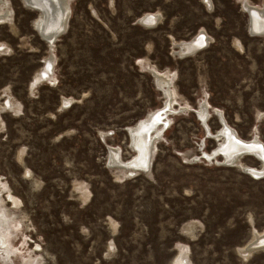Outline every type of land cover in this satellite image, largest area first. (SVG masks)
Masks as SVG:
<instances>
[{"label": "rangeland", "instance_id": "1", "mask_svg": "<svg viewBox=\"0 0 264 264\" xmlns=\"http://www.w3.org/2000/svg\"><path fill=\"white\" fill-rule=\"evenodd\" d=\"M8 1L11 22L0 24V180L3 197L10 192L20 203L0 202L13 235L3 257L264 264V248L240 254L264 232V177L241 170L261 163L249 155L234 166L201 158L220 142L206 131L222 128L214 109L238 138L264 145V35L249 33L243 7L264 0H71L67 30L52 49L34 29L37 13ZM147 14L156 16L151 27L137 23ZM200 32L206 44L198 52L174 54L175 43ZM45 62L51 75L32 84ZM151 68L169 73L182 112L169 116L149 171L128 176L108 165L109 148L130 160L126 129L162 107ZM8 99L17 112L3 109ZM203 101L205 124L192 112Z\"/></svg>", "mask_w": 264, "mask_h": 264}, {"label": "bare ground", "instance_id": "2", "mask_svg": "<svg viewBox=\"0 0 264 264\" xmlns=\"http://www.w3.org/2000/svg\"><path fill=\"white\" fill-rule=\"evenodd\" d=\"M21 1H22V4L26 8L37 13V18L34 20V25L36 24V27L39 28L38 24L40 23L41 18H40L38 11H36V9H35L36 8L35 6L40 5L39 4L40 2H37V4L33 3L34 5L28 6L24 3V0H21ZM31 1H35V0H31ZM64 1H66V2H64ZM70 1L71 0H63V1L62 0L61 1L55 0V3L58 2L57 3L58 8L56 9V16L53 15L56 22L59 19V17L62 19H63V17L65 18V14L67 13L66 9L68 8L67 4H69ZM248 6L254 7V6H251L249 4H248ZM243 7L246 8V2H245V6H243ZM255 10H256V12H255V15L252 19V24H249V29L254 31L255 33H257L259 35H264V5H262L261 8L255 7ZM10 13H12V8L9 4V1L8 0H0V24H2V23L8 24L11 22V16L9 15ZM45 13H46L47 17L50 15L47 10L45 11ZM146 18H147L146 22H151V21L154 22L156 20V16L152 15V14H147ZM48 24H51V22L50 23L45 22L44 28H47ZM42 32H43V30H42ZM48 32H49V29L47 30V33L44 32V34L46 35V34H48ZM46 43L49 45L50 49H52L54 47V43L52 44V43H49L48 41H46ZM205 44H206L205 34L203 32H200L195 37H193L192 39H190L188 41H182L179 43H175V45H177V48H176L177 50L174 51V54L180 58L181 57L182 58L188 57V56H191V55L195 54L196 52H198L203 47V45H205ZM51 70H52V65L49 62H45L43 70H40L34 76L35 80L32 82V84L37 83L41 79H44V80L47 79V77H49L51 75ZM150 71L157 74L158 78L156 77V79H158L159 88L161 89V91L165 95L164 103L169 105L168 110L164 111L161 114L158 113V114H160V116L158 117V120H161V118H163L162 122L165 124V122H167V123L169 122L168 119H169L170 115H174V114H177V112L180 113L182 111H179V110L177 111L176 108H174L172 106V103L176 102V99H175L176 94H175L174 90L169 87V85H170L169 73H164V72L162 73V72L157 71L154 68H151ZM11 101L12 100L8 99L5 103L6 105H5V107H3V109L9 108L7 110L14 112V111H16L17 107L14 106V104H12ZM185 108H187V107H185ZM209 108H210L209 104L207 102L203 101V103H201V102L199 103L198 107L195 109L196 111H193L194 113H197L199 119L204 124L210 116L209 115V113H210ZM161 109H162V107L158 108L157 110H161ZM153 111L149 112L147 115H150L151 113H153ZM214 111H215L214 113L216 114V116H218V118L221 120V123L223 125V126L221 125L222 129L216 135H213V136H215L214 139H216L220 142L217 145V147L211 153H209L208 155L207 154L204 155V153H203L201 158L205 159L208 162H211L212 160H214V158L217 157V156L214 157V153L217 150H221V152H222L221 154H223V155H220V154L218 155V157L219 156L223 157L224 161H222L221 164L224 166H234V165H237L239 163V160L242 156L249 155V156L256 158L261 163L260 169L242 167L241 168L242 172L250 175L251 177H253L255 179L264 177V145L260 141H258L257 139H253L252 141H244V140L238 138L234 134V132L226 125L221 112L216 110V109H214ZM169 112H170V114H168ZM147 115H146L145 119L140 124H144L145 122L149 121L150 116L148 117ZM155 121H157V119H155ZM169 124H170V122L167 124V127ZM154 126H155V124H154ZM161 127H162V125L156 126V127H151V128L155 129V131L152 134L146 133L147 130H143V128L141 130L138 129V131H135L134 148L137 152V155L133 156L128 161H122V159L119 157L118 150H116L114 148H109L108 165L110 167H115V168L119 169L120 171L124 172L128 176H133L134 174H136L138 172L149 171V169L147 168L148 167L147 164L149 162V153H150V150L154 152V150L156 149V147H155L156 142L154 141V136L161 132ZM128 129H132V127H129ZM206 131H207V128H206ZM163 133H162V135H163ZM208 136L210 137V135H208ZM243 145H244V147H247V148L241 147ZM241 150H244V152H245L244 154H242V156L238 155L239 153L242 152ZM196 159L197 158H195L194 161ZM224 162H227L230 164L225 165ZM5 191H8V188H7L6 184L4 182L2 183L0 180V202L3 199H8V201H10L14 207H17L18 204L20 203L18 201V199L15 198L14 196H12L11 194H9L10 192H8L4 198L2 194ZM11 220H12L11 216L9 217V215H7L6 211H4V207L0 206V252H6L10 248L9 247L10 246V239L13 237L12 233L10 232V225L12 226V224L10 223ZM258 245L264 247V232L262 234L255 233L251 242H249V244L243 248L242 253H240V254L243 257L249 256L251 253H253L252 250L254 249V247L257 248ZM6 253L8 254V252H6ZM14 254H15V252H14ZM180 254L183 256V253L180 252ZM9 257H10V255H9ZM179 263H181V261ZM27 264H30V263H27Z\"/></svg>", "mask_w": 264, "mask_h": 264}, {"label": "water", "instance_id": "3", "mask_svg": "<svg viewBox=\"0 0 264 264\" xmlns=\"http://www.w3.org/2000/svg\"><path fill=\"white\" fill-rule=\"evenodd\" d=\"M57 1V0H56ZM59 1H61V0H59ZM63 1V0H62ZM37 2H40L39 4L40 5H36L34 8L36 9V11H38V13H39V15H40V23L38 24L39 25V28H37L36 27V24L34 25L33 24V26H34V29L37 31V33H38V35L43 39V40H45V41H48L49 43H55L56 42V40L61 36V35H63L65 32H66V30H67V27H68V22H69V17H70V3L69 4H67L68 5V8L66 9L67 10V13L65 14V18L63 17V19L62 18H60L59 17V19L57 20V22L55 21V19H54V16L53 15H55L56 16V9L58 8V2L57 3H55V0H35V1H31V0H24V3L26 4V5H28V6H30V5H34L33 3H36L37 4ZM64 2H66V1H64ZM66 4V3H65ZM244 9H245V12H246V14L248 15V22H249V24H252V19H253V17H254V15H255V12H256V10H255V7H250V6H248V4H246V8L244 7ZM48 11L49 12V16L47 17V15H46V13H45V11ZM146 15L145 16H142L140 19H138V21H137V23L138 24H140V25H143V26H146V27H151L153 24H154V22L153 21H151V22H146ZM45 22H48V23H50L51 22V24H48V29H49V32H48V34H44V32H46L47 33V28H44V23ZM42 30H43V32H42ZM249 33L250 34H253V35H259V34H257V33H255L254 31H252V30H250L249 29ZM204 46V45H203ZM177 48V45H175L174 46V48ZM151 75H152V77H153V81H154V85H155V87H156V89L158 90V91H160L161 93H162V96H163V98H165V95L163 94V92L161 91V89L159 88V85H158V79H156V77H157V74L156 73H154V72H151ZM158 78V77H157ZM69 104H70V102L69 101H67V100H63L62 101V108H65V107H68L69 106ZM176 103H172V106H174ZM168 104H165L164 103V101H163V104H162V109L161 110H157V109H155L154 111H153V113H151L150 115H147L148 117H149V121L148 122H145L144 124H140L145 118H142V119H140L137 123H135L133 126H132V129H126V132H127V135H128V137H129V140H130V145H129V147H130V149L134 152V156H136L137 155V152H136V150H135V148H134V142H135V131H138V129L139 130H141L142 128H143V130H147V132L146 133H148V134H152L154 131H155V129L154 128H151V127H156V126H160V125H162V127H161V132L159 133V134H156L155 136H154V141L156 142V140L157 139H159L160 137H161V135H162V133L165 131V129L167 128V122H165V124L162 122V119L163 118H161V120H158V117L160 116V114L161 113H163L164 111H166V110H168ZM164 108V109H163ZM193 112V111H192ZM158 113H160V114H158ZM172 113V112H171ZM168 114H170V112L168 113ZM155 119H157V121H155ZM154 124H155V126H154ZM149 126V127H148ZM223 126V125H222ZM222 129V128H221ZM220 129V130H221ZM234 132V131H233ZM207 134L208 135H210V137H215V136H212L210 133H209V130H208V128H207ZM235 134V133H234ZM153 141V142H154ZM241 147H244V145L243 146H241ZM240 147V148H241ZM244 148H247V147H244ZM242 152L241 153H239L238 155H241L242 156V154H244L245 152H244V150H241ZM222 152H221V150H217L215 153H214V157L215 156H218L219 154L220 155H223V154H221ZM152 154H153V151H151L150 150V153H149V162H148V169H149V167H150V160H151V157H152ZM237 155V156H238ZM240 156V157H241ZM225 163V165H229L230 163H227V162H224ZM223 163V164H224ZM253 247V246H252ZM264 247L263 246H257V248L256 247H254V249L252 250V252H254V251H256V250H259V249H263Z\"/></svg>", "mask_w": 264, "mask_h": 264}, {"label": "flooded vegetation", "instance_id": "4", "mask_svg": "<svg viewBox=\"0 0 264 264\" xmlns=\"http://www.w3.org/2000/svg\"><path fill=\"white\" fill-rule=\"evenodd\" d=\"M2 260H4V261H2ZM0 264H12V263H9L6 260V257L4 258L3 255L0 253Z\"/></svg>", "mask_w": 264, "mask_h": 264}]
</instances>
